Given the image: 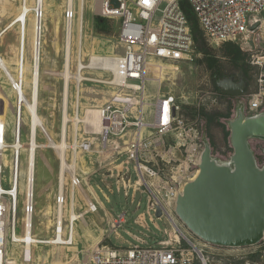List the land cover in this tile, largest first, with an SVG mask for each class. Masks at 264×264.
I'll list each match as a JSON object with an SVG mask.
<instances>
[{"label":"built area","instance_id":"2783aa9c","mask_svg":"<svg viewBox=\"0 0 264 264\" xmlns=\"http://www.w3.org/2000/svg\"><path fill=\"white\" fill-rule=\"evenodd\" d=\"M82 1V10L80 6L77 9L69 0L65 10L66 50L68 47L70 56L73 54L76 63V71L69 79L75 85L70 123L72 131L75 126L76 129L75 136H71L72 142L68 150L75 157L77 154L85 157L93 153L99 156H116L114 163L121 161L120 165L109 171L111 174L108 176L97 172L101 176V181L106 184L108 179L116 178L118 187L121 183L124 185L126 196L133 186L135 193L138 191L148 193V214L151 221L155 223L152 213L156 214L160 209L162 217L159 219L166 217L172 225V231L166 232V238L155 239L153 244L128 233L138 244L127 248L97 247L87 251L79 264H216V260L198 245L195 236L179 223L176 214L178 197L183 193L186 184L191 182L192 177H196L200 172L206 138L197 125L188 121L183 106L175 96L161 94L154 103H149L146 95L150 75L160 77L164 72L163 67L156 63L157 60L161 62L194 60L197 47L181 0H99L97 15L105 20L120 23L119 42L124 48V54L121 55L115 52L89 53L84 50L85 0ZM186 1L193 10L206 39L214 47L232 43L244 50L251 46L252 40L256 42L264 37V0ZM36 14L38 16V10ZM75 23L78 27L79 42L77 41L74 52ZM256 24L259 26L252 30ZM256 47L257 49H247L252 52L251 64L256 70V92L249 95L247 100L243 98L251 116L263 112L264 105V41ZM21 63L23 64V60ZM5 74L10 79L15 94V105L18 104V107L16 105L11 126V122L2 117L0 106V264H33L32 253L29 255L27 253V244L16 239L18 221L15 214L17 196L15 189L18 177L20 187L21 157L24 150L23 143L21 145L19 142L20 119L22 111V118L28 112L25 105L27 91L22 77L14 79L12 72L0 67V99L4 79L2 77H5ZM86 84L104 86L114 91L107 103L99 108L102 117L99 133L95 132L93 126L84 122L86 111L89 109L84 107L83 102ZM44 133L50 139L45 130ZM9 135L13 137L12 143L7 142ZM89 135L92 137H87ZM35 139L37 142V135ZM98 141L99 144L96 143ZM14 143L18 144L19 148L15 149L12 145ZM95 144L98 145V150L94 148ZM8 154H11L9 166L11 188L4 189L2 177L9 162ZM214 158L220 164L233 167L232 157L226 162ZM69 163L66 160V164ZM132 163L138 178L135 184L131 182L129 170ZM66 174L70 180V197L74 191L77 196V188L84 182L80 170L68 168ZM106 187L111 190L112 184ZM94 192L99 199L95 189ZM106 199L110 202L107 196ZM67 201L65 189L62 192L59 190L58 214L52 238L55 246H72L75 243L72 219H68L67 224L64 222V232L63 230L62 233L59 232L60 206L67 205ZM103 208L105 206L100 200L97 204L90 203L91 212ZM24 213V236H27L32 233L33 228L34 188L31 195L29 189H26ZM125 216L126 212L117 218H113L111 214L113 232H117L127 223ZM135 223L144 226L145 214H139ZM10 242L24 247L20 258L10 256ZM35 244L31 243L32 246ZM205 246L216 251L234 252L254 248L255 250L248 254H238L237 259L245 264H264V237L259 245L244 249H226L210 244Z\"/></svg>","mask_w":264,"mask_h":264},{"label":"rangeland","instance_id":"374dc122","mask_svg":"<svg viewBox=\"0 0 264 264\" xmlns=\"http://www.w3.org/2000/svg\"><path fill=\"white\" fill-rule=\"evenodd\" d=\"M23 2L24 0H0V33L19 14ZM28 3L32 7L36 6V0H28ZM80 3L81 0H75L74 5H76L77 9ZM96 3L97 0H85L84 50L89 53L110 54L115 52V54L119 55L124 54V48L119 42L120 23L118 21L106 20L104 24H98L99 16L97 15L98 9ZM67 4L68 0H46L45 4L48 6L45 11L38 106V112L44 121V125L37 129V143L41 148H38L35 159L34 216L31 233L32 237H35L34 239L52 240L58 214L57 198L59 196V176L62 160L54 149L42 146H46L50 142L59 143L63 134L62 123L65 111L63 94L66 83L63 73L66 59L67 22L65 20V10ZM31 16L33 22L35 20V12H32ZM32 29L33 23L28 27L25 53L22 48L20 49L19 25L10 29L3 36L0 44V55L5 61L11 63L10 67H16L15 63L19 58L21 62L24 58L25 76L29 75V80L32 78L31 75L34 67L35 41ZM203 36L210 52L208 58L197 47L194 60L191 62H161L157 60L156 63L163 66L164 72L160 77H155L153 74L150 75L151 80L147 85L146 95L148 96L149 103H154L161 94H172L175 96L183 106L188 121L197 125L205 138L210 142L213 156L226 162L234 154L229 123L238 117L240 111H243L246 116H251L246 105H244V99L247 100L249 95L256 92V70L251 64L252 52L247 51V49H257L256 45L259 46L264 41V37L256 42L252 40L250 42L251 46L246 47L244 50L239 45L234 44L245 56V60L238 63L233 57L229 56V47L227 45L218 48L214 47L206 39L204 33ZM74 38L75 44L73 49L75 52L78 41L77 23H75L74 27ZM207 59L214 60L213 67L209 66ZM241 66L248 70L249 78L244 76ZM75 71L76 63L72 54L71 74ZM231 77L236 81L244 79L247 82L248 86L246 92L241 97L242 99L225 96L219 89L218 81ZM69 85L70 94L67 102L68 129L65 137L70 146L72 142L71 136L74 133L70 119L73 114L72 104L74 101L75 85L70 80ZM26 91L27 97L30 100V82H26ZM113 93L112 88L86 84L84 86L83 95L85 98L83 102L89 109L101 108L112 97ZM0 106L2 117L8 122L14 121L15 94L10 82L5 78L3 79V87L1 89ZM262 110L263 112H260V114L264 113V105ZM26 113L25 116H27L23 118L21 132L22 143L24 145H28L30 134V118L28 116L29 113ZM10 124L12 126V122ZM44 130L51 141L44 133ZM228 132H230L229 136L227 135ZM87 137L92 136L89 135ZM7 142H13L12 135H9ZM96 143L99 144L100 142ZM250 145L259 167L264 168V138H252ZM94 148L96 150L99 149L98 145ZM65 155V160L70 162L69 164H72L74 160L72 153L67 149ZM8 156L9 162L4 169L2 177L4 189L11 188V171L9 170L11 154H8ZM27 159L28 154L24 152L21 157L22 177L20 179L17 208L18 224L16 234L18 238H23L25 235L24 210L26 205ZM116 159V156H99L95 153L85 157L78 156L77 162L80 168L82 167L80 174L84 182L81 187L77 188L78 195H75V210L77 214L82 216L75 226V243L72 246L35 244L32 246L33 264H79L84 259L87 251H92L97 247L127 248L138 244L128 233L153 244L155 239L161 240L166 238V232L172 231V225L166 217L159 219L156 217V214L152 213L155 223L151 221V216L148 214V193H141V191L135 193L133 186L126 196L124 185L121 183L118 187L116 178L108 179L107 182L105 181L106 184L101 181V176L97 172H101L106 176L111 174L109 171H113L115 166L121 163V161L114 163ZM129 170L131 182L135 184L138 178L134 170V163L130 165ZM65 175V195L68 203L64 207V219L65 224H67L72 205L70 206V180L69 176ZM195 178L192 177V179ZM109 184H112L111 190L106 187ZM106 196L110 202L107 201ZM98 200L103 203L105 208L99 209L97 212H91L90 203L97 204ZM48 207H50L51 214L45 216ZM125 212L127 223L123 224L117 232H113L111 214L117 218ZM139 214H145L146 223L144 226H139L135 223ZM49 220H52L51 227H49ZM179 223L187 231H190L180 219ZM195 238L198 245L204 248L216 260V264H245L243 261L237 259L238 254H248L252 250H255L253 248L242 252H234L233 250L216 251L209 246H205L207 243L197 236ZM9 250L10 256L18 259L23 254L24 247L10 242Z\"/></svg>","mask_w":264,"mask_h":264},{"label":"water","instance_id":"95a60500","mask_svg":"<svg viewBox=\"0 0 264 264\" xmlns=\"http://www.w3.org/2000/svg\"><path fill=\"white\" fill-rule=\"evenodd\" d=\"M217 84L223 95L233 98H241L248 86L244 79L232 77ZM229 128L233 167L220 164L205 139L200 172L178 197L176 214L205 243L244 249L259 245L264 237V168L259 167L250 145L252 138H264V113L249 117L240 111ZM156 217H162L160 209Z\"/></svg>","mask_w":264,"mask_h":264},{"label":"bare ground","instance_id":"6f19581e","mask_svg":"<svg viewBox=\"0 0 264 264\" xmlns=\"http://www.w3.org/2000/svg\"><path fill=\"white\" fill-rule=\"evenodd\" d=\"M70 3L74 4L75 0H69ZM82 3L83 1L81 0L80 3V8L82 10ZM46 0H36V6L32 7L29 5L28 0H24L19 14L16 16V18L11 22L10 25L6 27L5 30H3L0 33V44L3 36L13 27L19 25L20 26V49H23V52L25 53V48H26V39H27V32H28V27L32 25L33 23V39L35 41V50H34V67H33V72H32V78L29 80L28 76H25V62L23 58V64L21 63V59L15 63L16 67H10L9 62L5 61L2 57H0V67H2L4 70H8L12 72L13 78L14 79H20L22 77L23 84H25L26 87V82L31 83V99L29 100L26 97V109L29 113V118H30V134H29V142L28 145L23 144V153L27 152L28 154V164H27V170H26V180H29V184L26 185V189H29L30 195L32 193V190L35 186V159H36V154L38 148H41V146L38 147V143L36 142L35 136L37 135V129L42 127L44 125L43 119L40 117L39 112H38V106H39V98H40V72H41V63H42V48H43V37H44V28H45V11H46ZM97 9L100 7V4L97 0ZM84 11H85V2H84ZM36 10H38V13L41 11V18L37 16ZM35 12V20L32 22V16L31 13ZM80 34V33H79ZM80 39V38H79ZM79 42V41H78ZM23 45V46H22ZM24 56V55H23ZM25 57V56H24ZM163 67V66H162ZM15 72V73H13ZM64 77L66 80L65 87H64V101H65V111H64V120L62 123V139L59 143H53L50 142L46 146L42 147H51L54 149L60 159L62 160V165H61V170H60V176H59V190L62 192L65 189V174H66V169L70 168L72 170L78 169L80 170V165L77 162L78 156L81 154H77L75 157L74 155V160L72 161V164H66L65 160V153L67 149L69 148V144L67 142V139L65 137V133H67V123H68V115H67V102H68V97L70 94V85H69V79L71 76V56L70 52L68 51V47L66 50V59H65V64H64ZM163 75V74H162ZM10 82V79L8 76L5 74L4 75ZM4 77V78H5ZM154 79V78H153ZM163 79V78H161ZM18 107V104H16ZM15 105V108H16ZM23 108V105H21ZM84 107L86 105L84 104ZM87 108V107H86ZM86 116L84 117V122L85 124H89L95 128V132L99 133L101 131V124H102V117H101V112L99 108L96 109H88L86 111ZM23 111L21 112V119H20V144L22 145L21 142V132H22V125H23V118H22ZM27 114V113H26ZM27 116V115H26ZM25 116V118H26ZM14 117V116H13ZM16 125H17V117H16ZM76 129V126H75ZM75 129H73L74 133L73 136H75ZM79 130V127H78ZM31 133L33 134L31 136ZM14 148H19L18 144H12ZM8 164V163H7ZM67 165V166H66ZM78 165V167H77ZM19 166H20V158H19ZM199 173L196 174V177L198 176ZM194 180V179H192ZM16 220H17V213H18V195H19V177H18V182L16 186ZM76 193L75 191L71 193L70 197V211H69V219L74 221V232H75V226L76 224L80 221L82 216L76 213L75 210V197ZM92 206V205H91ZM65 206H60L59 210V232L62 233V230L64 232V208ZM92 209V208H91ZM51 214L50 207H48L45 216H49ZM25 219V218H24ZM52 226V220H49V227ZM35 238V237H34ZM32 237V234H28L27 236H24L23 238H18L16 235V239H19V241L26 243V249L28 255L32 253V245L31 243L34 242L36 244H41V245H56V243L53 240H43V239H34ZM73 245V244H72Z\"/></svg>","mask_w":264,"mask_h":264},{"label":"trees","instance_id":"16d2710c","mask_svg":"<svg viewBox=\"0 0 264 264\" xmlns=\"http://www.w3.org/2000/svg\"><path fill=\"white\" fill-rule=\"evenodd\" d=\"M181 6H182V8H183L184 12L186 13L187 18L189 20L196 47H198L200 52H202L208 58L209 53H210L208 48H207L208 44H207V42L203 36V33L200 29L199 23L197 21V18L195 16L193 10L191 9V7L189 6V4L187 3L186 0H181ZM105 22H106L105 19L99 17L98 24L101 25V24H104ZM225 45H227V47H229V51H228L229 56L233 57L235 61L240 63V61L245 60V56L242 54V52L240 51V49L238 47L234 46V44H232V43H228ZM207 61H208V64L210 67L214 66V63H215L214 60L207 59ZM242 69L244 72V76L246 78H249L248 70L245 69L244 67H242ZM209 122H210V120H209ZM227 135L229 136L230 132H228Z\"/></svg>","mask_w":264,"mask_h":264},{"label":"crops","instance_id":"0c3cea01","mask_svg":"<svg viewBox=\"0 0 264 264\" xmlns=\"http://www.w3.org/2000/svg\"><path fill=\"white\" fill-rule=\"evenodd\" d=\"M80 170H82V167L80 168ZM113 218H115L113 215H112Z\"/></svg>","mask_w":264,"mask_h":264}]
</instances>
